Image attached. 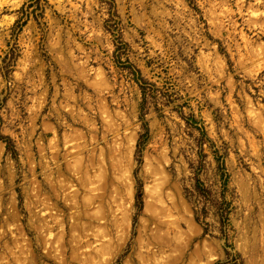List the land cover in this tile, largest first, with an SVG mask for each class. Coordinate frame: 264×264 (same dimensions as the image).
<instances>
[{"label": "rangeland", "instance_id": "rangeland-1", "mask_svg": "<svg viewBox=\"0 0 264 264\" xmlns=\"http://www.w3.org/2000/svg\"><path fill=\"white\" fill-rule=\"evenodd\" d=\"M0 264H264V0H0Z\"/></svg>", "mask_w": 264, "mask_h": 264}, {"label": "trees", "instance_id": "trees-1", "mask_svg": "<svg viewBox=\"0 0 264 264\" xmlns=\"http://www.w3.org/2000/svg\"><path fill=\"white\" fill-rule=\"evenodd\" d=\"M35 2L37 1V0H34ZM22 10H23V8H22ZM135 72V74H137V80H138V84L142 87V85H143V82L141 81L142 80V77H140V75H138V71L137 70H135L134 71ZM145 89L142 87V96L143 97H145ZM139 145L140 144H138V148H139ZM6 147L8 148V149H10V150H12V153L14 152V149L12 148V147H10V145H6ZM216 161H217V158H216ZM217 165H218V167L220 168V170L223 172L224 171V167H223V165L221 164V162H219V163H217ZM226 180V179H225ZM225 180H223V182L225 183ZM136 201L140 204L141 203V193H137L136 194Z\"/></svg>", "mask_w": 264, "mask_h": 264}]
</instances>
